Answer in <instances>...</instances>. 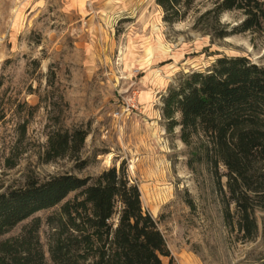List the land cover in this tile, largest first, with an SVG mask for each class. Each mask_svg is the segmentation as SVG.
<instances>
[{
  "label": "rangeland",
  "instance_id": "1",
  "mask_svg": "<svg viewBox=\"0 0 264 264\" xmlns=\"http://www.w3.org/2000/svg\"><path fill=\"white\" fill-rule=\"evenodd\" d=\"M213 5L199 0L186 21L168 24L155 0H0V193L32 179L96 178L122 167L177 264H259L264 213L255 240L231 230L213 168L195 159L179 128L167 133L162 117L163 96L180 76L205 71L220 56L264 66V30L239 32V11L224 13L219 24L200 20ZM75 128L89 132L79 159L46 162L50 133ZM62 204L0 242L40 218L46 264H54L48 219Z\"/></svg>",
  "mask_w": 264,
  "mask_h": 264
},
{
  "label": "trees",
  "instance_id": "2",
  "mask_svg": "<svg viewBox=\"0 0 264 264\" xmlns=\"http://www.w3.org/2000/svg\"><path fill=\"white\" fill-rule=\"evenodd\" d=\"M198 1L155 0L168 24L186 21ZM235 11L245 16L239 32L264 30V0H214L199 19L212 16L219 24L224 13ZM221 32L224 38L227 33ZM162 117L167 133L179 128L180 140L194 147L195 159L213 168L227 226L243 240H255L257 214L264 213V66L247 57L220 56L205 71L192 70L169 87ZM22 128L25 135L26 123ZM88 135L83 128L52 131L45 161L78 160ZM86 165L82 161L77 167ZM60 204V213L48 219L54 264H177L158 223L143 208L139 186L122 167L96 178L32 179L23 188L0 193V236ZM41 225L36 218L19 237L0 242V264H46Z\"/></svg>",
  "mask_w": 264,
  "mask_h": 264
},
{
  "label": "built area",
  "instance_id": "3",
  "mask_svg": "<svg viewBox=\"0 0 264 264\" xmlns=\"http://www.w3.org/2000/svg\"><path fill=\"white\" fill-rule=\"evenodd\" d=\"M128 107H135L134 104H128Z\"/></svg>",
  "mask_w": 264,
  "mask_h": 264
}]
</instances>
